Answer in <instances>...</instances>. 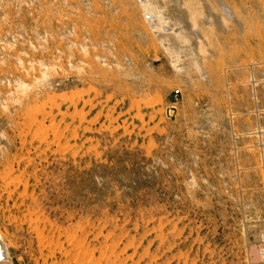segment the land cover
Returning a JSON list of instances; mask_svg holds the SVG:
<instances>
[{"label": "rangeland", "instance_id": "obj_1", "mask_svg": "<svg viewBox=\"0 0 264 264\" xmlns=\"http://www.w3.org/2000/svg\"><path fill=\"white\" fill-rule=\"evenodd\" d=\"M178 1L204 74L138 0H0L10 264H262L264 0Z\"/></svg>", "mask_w": 264, "mask_h": 264}, {"label": "bare ground", "instance_id": "obj_2", "mask_svg": "<svg viewBox=\"0 0 264 264\" xmlns=\"http://www.w3.org/2000/svg\"><path fill=\"white\" fill-rule=\"evenodd\" d=\"M168 2L170 3L171 0H168V1L167 0H138V3L140 5H145L151 11H155L154 13L152 12L153 15L148 16V18L151 19L152 27H156V30L160 29L159 26L161 28L164 26L166 30L168 31H170L171 29H174V30L177 29V32H180L181 34L186 35L189 38L190 42L186 44V46H184L181 43L179 44L177 42L178 47H176L177 48L176 50L183 52L182 60L178 63L180 64V67L182 70L181 72L185 73L186 71H188V66L192 65V68L193 69L195 68L197 73L204 74V68H202L201 63H200L202 61L203 55L200 50V46H198V44H200V36H201V33H199L200 32L199 25L193 21V18L190 14V11L187 5L180 4V1L177 0L172 5L170 4L169 6ZM181 2L183 1L181 0ZM170 37L173 43L172 48L175 49L174 43L176 41H175L173 34H171ZM211 50L212 49L210 48V51ZM191 58L194 59V61H191L190 60ZM4 245L7 247V249L4 247ZM7 250H8V245L6 244L2 233H0V264H10V262L6 258ZM258 253L262 261L263 257L259 250H258Z\"/></svg>", "mask_w": 264, "mask_h": 264}, {"label": "built area", "instance_id": "obj_3", "mask_svg": "<svg viewBox=\"0 0 264 264\" xmlns=\"http://www.w3.org/2000/svg\"><path fill=\"white\" fill-rule=\"evenodd\" d=\"M259 251H260V253L262 254V257H263L262 264H264V231L260 234Z\"/></svg>", "mask_w": 264, "mask_h": 264}]
</instances>
